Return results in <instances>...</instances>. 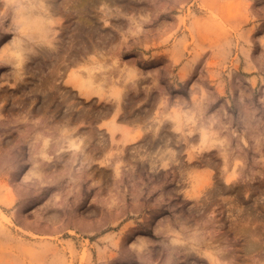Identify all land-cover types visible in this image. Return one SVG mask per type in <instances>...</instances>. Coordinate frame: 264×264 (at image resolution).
Instances as JSON below:
<instances>
[{
	"label": "rangeland",
	"instance_id": "rangeland-1",
	"mask_svg": "<svg viewBox=\"0 0 264 264\" xmlns=\"http://www.w3.org/2000/svg\"><path fill=\"white\" fill-rule=\"evenodd\" d=\"M0 264H264V0H0Z\"/></svg>",
	"mask_w": 264,
	"mask_h": 264
}]
</instances>
